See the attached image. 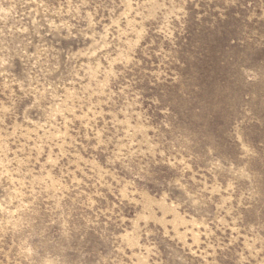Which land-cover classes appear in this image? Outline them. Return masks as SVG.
Here are the masks:
<instances>
[{
  "label": "rangeland",
  "instance_id": "1",
  "mask_svg": "<svg viewBox=\"0 0 264 264\" xmlns=\"http://www.w3.org/2000/svg\"><path fill=\"white\" fill-rule=\"evenodd\" d=\"M0 264H264V0H0Z\"/></svg>",
  "mask_w": 264,
  "mask_h": 264
}]
</instances>
